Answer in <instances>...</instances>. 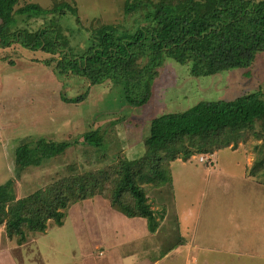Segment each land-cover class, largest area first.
Wrapping results in <instances>:
<instances>
[{"label": "rangeland", "instance_id": "1", "mask_svg": "<svg viewBox=\"0 0 264 264\" xmlns=\"http://www.w3.org/2000/svg\"><path fill=\"white\" fill-rule=\"evenodd\" d=\"M63 2L76 8L79 23L70 14L43 15L49 19L46 26L61 29L65 49L74 54L85 49V29L125 21L124 0H21L19 7L34 3L52 9ZM52 61L44 65L41 52L20 46L0 47V186L14 180L21 198L84 177L90 180L89 199L72 201L63 210V226L49 221L45 232L29 233L22 245L0 226V264H264V167L254 169L264 159L261 123L212 156L194 154L172 162L173 190L144 185L156 217L164 216L158 234L150 232L146 220L127 218L99 194L111 187L103 180L106 171L145 153L153 119L185 112L201 100L264 93V52L249 68L200 77L191 74L192 64L166 59L152 99L136 108L122 103L119 84L108 79L89 86L70 75L58 77ZM83 95L80 103L63 100ZM99 128L106 130L105 147L84 144L82 136ZM44 135L80 139L65 155L17 175L19 139ZM175 242L180 245L170 250Z\"/></svg>", "mask_w": 264, "mask_h": 264}, {"label": "trees", "instance_id": "2", "mask_svg": "<svg viewBox=\"0 0 264 264\" xmlns=\"http://www.w3.org/2000/svg\"><path fill=\"white\" fill-rule=\"evenodd\" d=\"M20 1L0 0L1 48L20 46L41 52L42 64L53 60L58 77L70 75L86 80L89 86L110 79L122 87V103L134 108L152 99L155 79L166 59L192 64L191 74L200 77L249 68L264 52V0H124L125 21L85 29V49L75 54L65 49L59 27L46 26L49 19L43 14H70L79 23L76 8L68 2L52 9L34 3L20 8ZM60 17L58 20L63 19ZM34 21L35 30L29 27ZM125 24L130 25L128 30H124ZM85 98L65 96L63 100L75 104ZM257 123L264 125V93L260 91L230 101L201 100L185 112L159 116L150 124L145 153L133 160L122 159L106 171L103 180L111 187L105 193L100 189V198L129 219L146 220L150 232L158 234L164 216L160 221L156 217L144 185H169L173 190L172 162L181 158L187 161L194 154L212 156L235 145ZM105 134L102 128L88 132L82 136L84 144L105 147ZM79 139L57 140L48 135L19 139L16 174L65 155ZM263 167L264 159L254 169ZM72 180L77 181L71 185ZM89 183L84 177L67 179L61 185L19 198L14 180H9L0 186V226H5L7 236L17 238L21 245L29 233L45 232L49 221L63 226L67 216L63 210L76 199H89ZM183 242L179 241L181 245ZM179 243L170 250H176Z\"/></svg>", "mask_w": 264, "mask_h": 264}]
</instances>
